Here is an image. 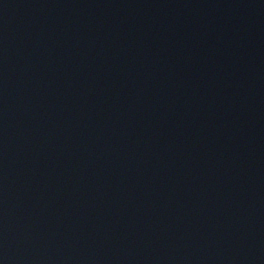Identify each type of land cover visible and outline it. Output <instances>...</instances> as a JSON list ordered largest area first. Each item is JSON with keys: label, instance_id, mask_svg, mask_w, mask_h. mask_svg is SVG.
<instances>
[{"label": "water", "instance_id": "95a60500", "mask_svg": "<svg viewBox=\"0 0 264 264\" xmlns=\"http://www.w3.org/2000/svg\"><path fill=\"white\" fill-rule=\"evenodd\" d=\"M0 264H264V0H0Z\"/></svg>", "mask_w": 264, "mask_h": 264}]
</instances>
